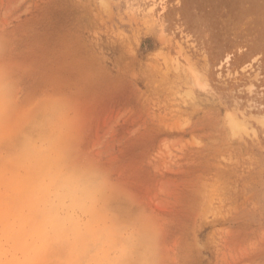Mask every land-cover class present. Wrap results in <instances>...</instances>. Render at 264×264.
<instances>
[{
	"label": "rangeland",
	"instance_id": "rangeland-1",
	"mask_svg": "<svg viewBox=\"0 0 264 264\" xmlns=\"http://www.w3.org/2000/svg\"><path fill=\"white\" fill-rule=\"evenodd\" d=\"M0 264H264V0H0Z\"/></svg>",
	"mask_w": 264,
	"mask_h": 264
}]
</instances>
